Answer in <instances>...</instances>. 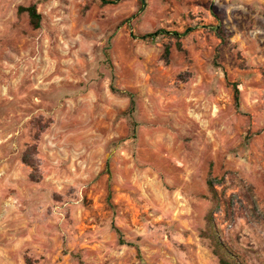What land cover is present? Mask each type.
Returning <instances> with one entry per match:
<instances>
[{
  "label": "rangeland",
  "instance_id": "1",
  "mask_svg": "<svg viewBox=\"0 0 264 264\" xmlns=\"http://www.w3.org/2000/svg\"><path fill=\"white\" fill-rule=\"evenodd\" d=\"M214 238L264 264V0H0V264H221Z\"/></svg>",
  "mask_w": 264,
  "mask_h": 264
},
{
  "label": "trees",
  "instance_id": "2",
  "mask_svg": "<svg viewBox=\"0 0 264 264\" xmlns=\"http://www.w3.org/2000/svg\"><path fill=\"white\" fill-rule=\"evenodd\" d=\"M18 11L19 12L26 11L29 15V21L32 24V26L34 28L39 27L40 15H39V13H37L36 6L34 4H31L28 6L20 5L18 7ZM154 35H156V32L150 33V34L144 35V36H152L153 37ZM234 90H235V97L238 98L236 93H238L239 89L236 85L234 87ZM213 242L216 246L215 250L218 252L220 263L221 264H232V261L229 260V257L227 258L228 255H231L229 247L224 242H221L215 238H214Z\"/></svg>",
  "mask_w": 264,
  "mask_h": 264
}]
</instances>
